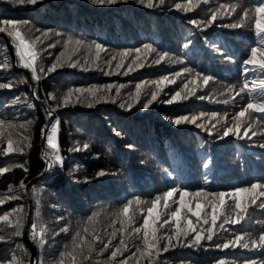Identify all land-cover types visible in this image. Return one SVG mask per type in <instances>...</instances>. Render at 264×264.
Returning <instances> with one entry per match:
<instances>
[{
    "label": "trees",
    "instance_id": "trees-1",
    "mask_svg": "<svg viewBox=\"0 0 264 264\" xmlns=\"http://www.w3.org/2000/svg\"><path fill=\"white\" fill-rule=\"evenodd\" d=\"M176 3H180L182 9H176ZM222 3L238 6L231 17L224 15L221 21L218 16L217 23L207 28L188 22L192 18L207 20L211 10ZM254 7L253 0H192L190 5L188 0H165L164 6L157 5L153 9L136 4L135 0L110 7L93 6L88 0H43L36 6H20L14 0H0V19L28 21L21 28L37 51L39 76V80L31 79V71L19 63L14 42L6 34L0 33L7 36L12 45L17 64L15 69L7 39L0 36V65H3L0 66V82L11 81L14 84L11 90L0 89V119L11 121L16 135H27V143L30 144L23 154L0 152V166L9 167V172L0 176V199L14 194L21 197L18 200L4 199V203L0 204V215L7 213L10 219H14L15 210L21 205L27 212L25 226L21 229L22 236L16 238L19 247L9 249L4 241H0V260L27 264L32 252L23 241V236L26 227L29 229L33 222L37 224V230L40 227L45 229L43 246L32 241L33 246L40 249L42 261L44 264H59L60 254L72 250L77 231L81 233L85 244L94 233L107 242L108 233L121 228L114 213L119 212L126 199H134L136 194L140 195L142 201H150L155 194H162L173 180L190 190L231 192L236 186L247 187L264 177V149L259 147V144L264 143V119H261L264 113L249 110L242 118L245 123L241 133L251 124L248 136L251 141H255L254 146L248 137L242 140L231 135L223 139L216 138L225 126L231 125L233 116L249 102H264V89L259 85L264 74L254 69L246 74L248 88L236 94L245 83L242 61L250 56L251 48L258 41L253 12L249 13L244 28L223 29L217 26L229 19H237L244 8L254 10ZM37 28L41 31L37 32ZM45 29L52 31L45 35ZM57 32L62 35L57 36ZM36 37H40V40L37 41ZM80 38L89 42L99 39L106 44L108 51L101 53L98 68L90 65L84 66L87 70L68 67L69 56L72 61L80 60L82 65L88 57L87 47L75 44V40ZM187 40L192 43L185 49L183 44ZM146 42L153 43L158 51L147 53L143 68H134L124 75L135 58L134 52L125 59L124 67L118 72L115 68L117 61H112L111 68L107 65L106 61L112 55L142 47ZM261 43L264 44V41ZM49 44L56 46L50 48ZM217 47L220 48L219 52L216 51ZM160 51H168L169 56L159 64L153 63ZM62 52L64 55L60 56ZM226 56L234 59H225ZM177 57L181 62L172 63ZM57 59L64 66L49 72L51 63ZM41 67L45 69L43 73L39 71ZM184 67H192L203 75L210 74L214 79L206 86L198 81L200 86L196 88V94L188 99L172 104L162 103L170 99L175 91L183 89V84L189 78V74L183 72ZM247 67L251 69L252 66ZM177 71L181 72V76L176 78L175 83L166 84L157 101L149 109H143L142 104L156 90L151 81L158 80L162 75L171 77ZM28 76L40 100L32 97ZM24 80L27 83H21ZM93 84H124L125 87L119 90V97L114 87L108 102L102 101L92 107L84 103L56 107L57 102L62 103L61 97L68 90ZM137 84H143L138 103L135 100ZM49 94L56 96L57 100L49 99L47 105L42 104ZM202 95L206 99H198ZM14 96H19V101L14 100ZM111 98H115L117 103H111ZM123 101L133 105L131 110L127 104L124 109L119 108V103ZM29 103L36 107L29 109ZM45 109H54L51 119L46 120ZM213 111L217 113L215 118L210 115ZM200 112L206 115L197 123H205L208 128L215 125L212 135L191 124L175 126L172 123V119L179 115H199ZM57 116V144L64 165L62 170L54 165L57 171L53 176L46 170L52 150L47 148L41 138L40 129L45 124L51 125ZM164 116L172 119L165 120ZM20 124L24 127L21 128ZM3 131L7 136L10 131L7 123ZM117 131L120 132L119 136L116 135ZM128 144L134 147L128 148ZM5 146L6 141L0 144V148ZM20 163H25L27 173L15 167ZM165 169L172 173L171 178ZM101 170L105 172L102 177L98 176ZM21 181L25 185L23 189L20 188ZM243 199L248 205V215L240 224H224V229L246 230L253 238H258L264 233V209H257L256 205L264 200V196H260L256 204H252L247 195ZM232 203L230 198H226L225 213ZM141 207L146 209L147 205ZM171 207L176 205L171 204ZM60 215L64 216L63 221L56 219ZM223 218L222 215L217 221L216 242H222L221 238L229 234L219 228ZM143 219L142 211L137 212L135 223L127 232L117 231L112 245H118L122 236L128 245V250L118 260L135 253L137 246L142 244L139 238L141 234L134 233L132 228L142 226ZM63 225L68 226L67 233L59 231ZM168 228V225H164L161 232L168 231ZM85 229L88 231L85 232ZM10 231V226L0 220V235H7ZM11 243L8 241V244ZM112 245L101 253V245L96 241L90 259L80 264H107ZM259 255L256 249L240 247L207 250L177 247L162 253L160 259L167 257L165 264H214L217 257H227L235 259L237 264H244ZM64 260L65 264H70L68 257H64Z\"/></svg>",
    "mask_w": 264,
    "mask_h": 264
},
{
    "label": "snow or ice",
    "instance_id": "snow-or-ice-1",
    "mask_svg": "<svg viewBox=\"0 0 264 264\" xmlns=\"http://www.w3.org/2000/svg\"><path fill=\"white\" fill-rule=\"evenodd\" d=\"M14 2L20 6L31 5L36 6L41 4L43 0H14ZM127 0H88V3L93 6L101 7H110L118 5L121 3H126ZM192 0H188L189 5ZM135 3L141 6H144L148 9H153L157 5L164 6L165 0H135ZM255 5L254 10L244 8L238 15V18L235 20L229 19L227 22H221L217 26L223 29H240L244 28L246 21L249 18V13L253 12L255 17V33L258 37L257 45L251 48L250 56L247 59L242 61V74L245 75L244 86L237 92L239 95L240 92H243L248 88L247 82V72L255 70L257 73L264 74V44L261 41H264V0H253ZM238 6L230 3H222L215 10H211V15L207 20H198L195 18L190 19L188 22L192 25L200 27L203 25L204 28L209 27L210 25L217 23L218 16L221 21L223 16L231 17L235 13ZM176 9H182L180 3L175 4ZM28 21L16 20L3 18L0 19V33L6 34L11 38V41L14 42V50L16 56L19 59V63L24 69L31 71V79L39 80L37 75V51L33 43H30L25 34L22 31L21 25L27 24ZM37 32H40L41 29L37 28ZM52 29H45L44 34L47 35L48 32H51ZM57 36H61L60 32L56 33ZM36 40L39 41L40 37H36ZM69 43H71V37H69ZM192 43L191 40H187L183 44V48L187 49ZM76 45H85L88 49V57L85 59L84 64L82 65L80 60H71V56L68 57V67L79 68L81 70H87L84 66L90 65L92 68H98V61L101 60V53L107 52L108 48L106 44L99 39H92L90 42L86 41L83 38L75 40ZM55 44H49L48 47L54 48ZM215 47V45H214ZM157 48L153 46V43L146 42L142 47L138 46L134 49H126L122 52L116 53L111 56V59L107 60L106 63L111 68L112 61H117L115 68L118 72L121 68L124 67L125 59L135 53V58L132 60L127 71L124 75H127L128 72L134 70V68H143L147 53L157 52ZM216 51L219 52L220 48H216ZM141 53L145 55L142 56ZM64 53H60V56H63ZM169 56L168 51L158 52L157 57L153 60V63L159 64ZM119 57V59H118ZM225 59H234L232 56H226ZM180 58L172 60V63H179ZM3 66V65H0ZM64 63L57 59L55 62L51 63L48 71L55 72L58 67H63ZM247 66H252L251 69ZM39 71L43 73L44 68H39ZM184 73L189 74V78L183 84V89L181 91H175L174 95L162 103L172 104L174 101H179L181 99H188L190 96L196 94V88L198 81L202 82L203 86L208 85L209 81L213 80L212 75H203L201 72L196 71L192 67H184ZM194 74V75H193ZM181 76V72L177 71L169 75H162L158 80H152L151 83L156 86V90L151 93L150 99L142 104L143 109L147 110L152 105L154 101H157V97L160 95V92L163 91V88L166 84H173L176 81L177 77ZM21 83H27V80L21 81ZM143 83H148L144 81ZM259 85L264 89V79L259 81ZM14 84L9 82H0V89L11 90L13 89ZM117 89L116 96L119 97L120 89L124 88V84L114 85V84H105V85H91L90 87H77L68 90L66 95L61 97V102H57L56 107L68 106L70 103L73 105L75 103H84L88 107H92L94 104L103 102H108L109 94L113 88ZM143 84L136 85L135 100L138 103L141 95V88ZM183 91V95H182ZM75 94V99L73 100ZM251 95V90L249 92ZM32 97L35 100H40V96L37 95L36 91H32ZM14 100L19 101V96H14ZM49 99L56 101L57 97L49 94L47 98L42 101V104L47 105ZM200 100L206 99V96L198 97ZM111 103L116 104L117 100L111 98ZM227 103V101H225ZM127 104L129 110L133 107L132 104L123 101L119 103V108L124 109ZM35 104L29 103L28 108L34 109ZM255 111L259 113H264V102L255 101L249 102L246 107L242 108L237 114L233 116V122L230 126H225L223 130L217 135V139H223L225 137H235L237 139H244L248 137V140L255 145V141H251V137L248 136L249 131H251L252 125L249 124L248 127L244 128L243 134L241 133V128L244 125L242 120L245 117V114L249 111ZM53 110L45 109L46 120L53 117ZM206 115L205 112H200L199 115H179L178 117L172 119L169 116H164L163 119L169 120L172 119V123L175 126L181 124H191L196 128L206 131L209 135H212V128H215V125H212V128H208L205 123H197L202 117ZM211 117L215 118L217 113L215 111L210 113ZM264 119V117H261ZM7 123L10 131L7 136L4 134V126ZM59 124V117H55V120L51 125L45 124L40 129V136L43 139L48 149L52 150L51 158L46 163V170L49 171L53 176L56 174L57 169L54 168V165L59 166V170H62L64 165V158L60 153L57 144V125ZM21 128L24 127L23 124L19 125ZM50 128V132L48 129ZM116 135L119 136L120 132L117 131ZM255 135V133H253ZM15 136V138H14ZM6 141V146L0 148V152L3 154H23L26 147H30L29 137L27 135H16L15 126L11 121H6L0 119V144H4ZM85 148L88 147L87 144L84 145ZM128 148L134 147L132 144L127 145ZM259 147L264 149V143L259 144ZM15 167L22 168L25 173L28 169L25 166V163H20L15 165ZM205 168L208 167L207 164L204 165ZM169 178L172 177L171 172H167ZM9 172V167L0 166V176ZM105 172L103 170L98 172V176H104ZM178 179V178H176ZM25 187L24 182H20V188ZM178 194V195H177ZM247 195L249 201L252 204H256L257 199L260 196H264V177L257 179L255 182L250 183L249 186H236L233 191H205L204 189L200 190H190L186 185L177 184L175 180L163 191L162 194H155L154 198L150 201H142L139 194H136L134 199H126V202L123 204V207L119 210L118 213H114L117 217V220L121 224L120 229L113 230L111 233H108L109 239L107 242L98 235L93 234L92 239L87 241L85 244L81 233L77 231L75 233L76 241L73 243L71 251H65L60 254L59 264H65L64 257H68L70 264H80L81 261L90 259L93 251L95 250V242L99 241L101 247L99 251L101 253L108 250L109 246L112 245V241L116 238L117 231L124 233L132 227L136 220V213L142 211L144 219L142 226L132 228L134 233H140L139 237L142 241V244L137 246L136 252L130 254L125 259L118 260L119 256H123L124 252L128 250V245L126 244L125 238L122 236L119 240L118 245H112L113 250L110 252V259L107 264H144L147 261V264H165L167 257H164L163 260L160 259L162 253L169 252L170 249L187 248V249H205L208 248H217V249H229V248H243V249H256L259 251L260 255L256 258H250L244 262V264H264V233H261L258 238H253L251 233L246 230L241 229H224V224L236 225L240 224L241 221L245 219V216L248 215V205L245 203L243 197ZM175 198V199H174ZM226 198L232 200V204L228 206V210L225 213V204ZM4 199L18 200L21 197L18 194H14ZM4 199H0V204L4 203ZM176 205V207H171V204ZM142 205H147L146 209H142ZM55 207V205H54ZM257 209H264V200H261ZM164 210H167L165 212ZM16 211L14 219L9 218V214L0 215V220H3L4 223L10 226L11 231L7 235H0V241H4L6 247L11 249L19 247L18 242L16 241L17 237L22 236L21 229L25 226V217L27 212L24 210V206H19ZM253 211H256L254 209ZM38 215V213H37ZM223 215V220L219 224L220 229H224L225 233L228 235L221 238L222 242L214 241V236L217 235V221L220 220ZM194 218V219H192ZM58 221H63L64 216L60 215L56 218ZM164 225H168V231L161 232V229ZM60 232L67 233L69 231L68 226L63 225L59 228ZM85 232L88 230L85 229ZM55 234V233H54ZM245 236L248 237L245 240ZM45 229L40 227L37 230V224L33 222L29 226L28 240L29 242L37 241L41 246L45 244ZM8 241H11V244H8ZM42 253L39 248H37L36 254L34 256L27 258V264H44L41 259ZM79 258V259H78ZM0 264H13V261L0 260ZM214 264H237L235 259H228L227 257H217L214 261Z\"/></svg>",
    "mask_w": 264,
    "mask_h": 264
},
{
    "label": "water",
    "instance_id": "water-1",
    "mask_svg": "<svg viewBox=\"0 0 264 264\" xmlns=\"http://www.w3.org/2000/svg\"><path fill=\"white\" fill-rule=\"evenodd\" d=\"M1 37H4L5 39H7V43H8V47H9V52L12 55V59H13V66L16 67V56L14 54V50L12 45L10 44V42L8 41L7 36H5L4 34H0ZM29 81H30V86L32 88V83H31V79L28 76ZM33 91V88H32ZM28 224H30V218H28ZM28 234H29V229L28 226L26 227L25 231H24V236H23V241L26 243V245L28 246V248L31 250L32 252V256H34L36 254L37 249L33 246L32 242H29L28 240Z\"/></svg>",
    "mask_w": 264,
    "mask_h": 264
},
{
    "label": "rangeland",
    "instance_id": "rangeland-1",
    "mask_svg": "<svg viewBox=\"0 0 264 264\" xmlns=\"http://www.w3.org/2000/svg\"><path fill=\"white\" fill-rule=\"evenodd\" d=\"M11 55V54H10ZM11 58H12V55H11ZM13 60V59H12ZM15 69H17V64H16V67H14ZM57 136H58V128H57V134H56ZM58 141V140H57Z\"/></svg>",
    "mask_w": 264,
    "mask_h": 264
},
{
    "label": "bare ground",
    "instance_id": "bare-ground-1",
    "mask_svg": "<svg viewBox=\"0 0 264 264\" xmlns=\"http://www.w3.org/2000/svg\"><path fill=\"white\" fill-rule=\"evenodd\" d=\"M79 82V81H78Z\"/></svg>",
    "mask_w": 264,
    "mask_h": 264
}]
</instances>
